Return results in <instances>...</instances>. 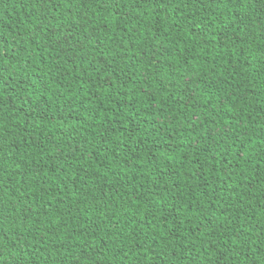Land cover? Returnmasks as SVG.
<instances>
[{"label": "trees", "instance_id": "trees-1", "mask_svg": "<svg viewBox=\"0 0 264 264\" xmlns=\"http://www.w3.org/2000/svg\"><path fill=\"white\" fill-rule=\"evenodd\" d=\"M0 264H264V0H0Z\"/></svg>", "mask_w": 264, "mask_h": 264}, {"label": "snow or ice", "instance_id": "snow-or-ice-1", "mask_svg": "<svg viewBox=\"0 0 264 264\" xmlns=\"http://www.w3.org/2000/svg\"><path fill=\"white\" fill-rule=\"evenodd\" d=\"M113 3H115V0H113Z\"/></svg>", "mask_w": 264, "mask_h": 264}]
</instances>
